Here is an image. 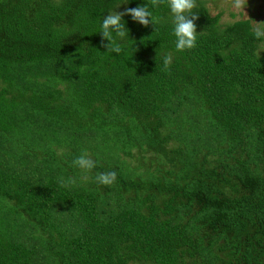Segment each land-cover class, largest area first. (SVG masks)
I'll use <instances>...</instances> for the list:
<instances>
[{
    "label": "trees",
    "instance_id": "16d2710c",
    "mask_svg": "<svg viewBox=\"0 0 264 264\" xmlns=\"http://www.w3.org/2000/svg\"><path fill=\"white\" fill-rule=\"evenodd\" d=\"M206 3L177 51L167 0H0V264H264L262 40ZM118 5L157 23L115 53Z\"/></svg>",
    "mask_w": 264,
    "mask_h": 264
},
{
    "label": "clouds",
    "instance_id": "9594fccd",
    "mask_svg": "<svg viewBox=\"0 0 264 264\" xmlns=\"http://www.w3.org/2000/svg\"><path fill=\"white\" fill-rule=\"evenodd\" d=\"M153 6H157L163 0H150ZM234 10H244L248 5V0H230ZM173 16V34L176 37L175 48L177 51L190 50L197 43V24L196 20L199 15L194 9L197 8V0H167ZM118 5L114 10L108 11L103 17L101 24V47L107 49L108 52L120 53L122 50L121 43L129 35V29L126 27L124 16H131L132 20L148 27L155 26L157 20L153 17V13L149 10L148 5H140L135 8H126L124 11H117ZM156 31V27H155ZM254 36L257 40H264V23L256 22L254 27ZM107 41V43H105ZM172 62V56L169 54L164 57L163 64L167 69ZM73 163L84 171H90L95 168V161L85 152L78 156ZM116 172L97 173L96 180L103 185H111L116 181ZM74 183V181H73Z\"/></svg>",
    "mask_w": 264,
    "mask_h": 264
},
{
    "label": "rangeland",
    "instance_id": "374dc122",
    "mask_svg": "<svg viewBox=\"0 0 264 264\" xmlns=\"http://www.w3.org/2000/svg\"><path fill=\"white\" fill-rule=\"evenodd\" d=\"M207 8L211 16L220 14V24L222 26L231 24L238 20H248L254 30L256 22L264 23V0H248V5L244 10L236 11L233 9L230 0H206ZM264 53V40L259 44L258 54ZM171 145V144H170ZM133 153V155H135ZM150 155L139 156L141 159L129 158L121 156L127 165L131 168H137L139 162L142 161V158H148ZM163 161V160H162ZM150 165L149 168L154 170L159 165V157H154L152 161L144 160L143 165L140 168H137V172H142L146 169L145 165ZM169 165L167 164V167ZM89 175H84V179L88 180Z\"/></svg>",
    "mask_w": 264,
    "mask_h": 264
}]
</instances>
